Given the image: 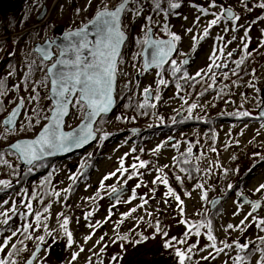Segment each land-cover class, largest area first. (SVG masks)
<instances>
[{"label":"rangeland","instance_id":"1","mask_svg":"<svg viewBox=\"0 0 264 264\" xmlns=\"http://www.w3.org/2000/svg\"><path fill=\"white\" fill-rule=\"evenodd\" d=\"M33 1L20 0L21 4L24 3L26 6L24 11H28L29 5H32ZM108 1L55 0L44 21L35 29L33 27L38 23L34 22L36 25H31L29 29L27 27L25 30L29 31L30 35L27 36L17 51L14 62L6 59L14 51L13 41L7 39L4 44H0V54H2L0 57L1 75H6L9 81L11 79V85L21 86L11 93L4 91V95L0 96L2 107L8 112L10 110L9 100L10 107H12L17 100L24 99L23 109L15 126V131H8L2 127L0 147L7 145L12 134L16 137L15 140L24 138L19 136V133L27 130L29 119H31L33 128L31 131H27L29 134L26 138H32L45 123L40 119V116H48L51 109L48 100V83H42L45 70L40 67L37 58L34 60V55L31 52L33 43L29 39L34 37L35 42H41L46 37H52L57 28L70 30L78 27L89 20ZM113 1L116 2V0ZM138 1H130L128 5L130 11L126 12L123 19L125 31L128 32L132 26V31L128 32L130 38L120 60L121 67H117L119 82L117 81L116 90L124 93L122 99L125 101H122L119 108L104 121V127L107 131L103 132L102 137L106 133L107 138L101 137L84 152L63 160H56L57 163L52 165L56 168L52 173L53 179L57 184H60L59 189L57 188L58 202L54 204L47 215L41 217L40 226H34V233L28 243V248L17 258L16 264H22L37 245H42L44 250L38 255L34 264H179L178 257L175 255V248L186 252L189 246H193V244L195 247L191 255L195 263L233 264V258L238 254L236 243L251 245L255 244L256 238L264 237V231L257 226L258 221L264 219V190L256 191L260 185H264V121L257 119V111L261 105V93H264V54L258 61L259 66H257L254 74L256 80H252V75L242 80V84L236 88L233 97L224 103L226 111H236L239 114L237 119L230 122L223 121L219 125V131L213 135L194 129L165 133V128L159 126L157 121L162 115L172 116L173 114L178 115V113H181L179 118L181 119L184 113L180 108L185 105L186 96L181 93V87L177 88V83L172 85L158 83L162 78L161 69L149 71L142 74L137 80L135 79V76L142 72L138 41H140V35L142 38L145 37L143 33L146 28L143 21L148 13V10H143L139 15L134 14ZM161 2L165 8L168 7L167 0H161ZM213 2L215 7L212 6ZM176 3L180 6L175 9L174 13H170L166 21L168 20L169 31L181 37L176 42L178 46V53L175 58L177 64L180 65L184 56H192L190 66L185 68L189 77H195L197 76L196 73L200 72V76L214 75L215 79L219 80L223 75L221 70L226 66L230 57L229 52L236 58L246 52L248 48L253 49L254 46H259L264 41V10L258 6L260 3H264V0H248L247 3L246 0H181ZM146 6L147 3H145L144 8ZM224 8L233 9L239 16V20L228 21L222 17L217 25L209 29L208 36L203 37V30L208 22L215 19L216 15H220ZM37 9L32 14L34 18L41 8ZM200 9H205L206 13H202ZM198 17L199 20H197ZM159 19L164 20V17L160 16ZM188 29H192V31L188 32ZM246 31L247 36H245ZM193 36L197 37L196 41H193ZM200 37L203 38L200 39ZM245 43L247 44L246 50L244 48ZM214 53V59H210ZM32 61H35V69H32V73L26 77ZM213 63L221 66L214 67L209 72V65ZM168 67L170 73L171 64ZM181 72L183 73L184 69ZM2 79L3 77L0 78V80ZM180 80L177 82L179 83ZM146 88L150 89L153 98V101L148 103L154 104L155 107L157 96L166 97L165 103L162 101L160 105L161 111L159 112L161 114L157 113L156 109L155 114L149 115L144 112L145 108L139 107L145 101L144 89ZM32 97H37V99H32ZM215 100V92L208 94L207 98L201 102L203 109L199 111L198 108H193L191 113L204 115V111L210 109ZM208 104L210 106L207 107ZM38 109H41L39 117L36 114ZM134 111H140V116L145 117L143 124H139L140 126L130 125L129 116ZM243 113H248L247 116L250 118H241ZM81 117L82 112L75 107L65 124V130L75 126ZM146 125H149L150 129L153 128V132L149 135L139 134L137 138L131 140L132 133L128 130L133 127L143 129ZM115 132H118L120 136L114 134ZM196 133L203 136L208 145L213 144L215 150L212 149V152L205 156L200 167L201 178L191 187L190 191L188 190L187 193L176 192L170 185L167 172L176 167V158L190 149V141L193 137L198 136ZM186 137L187 139H185ZM140 141L144 142L141 143ZM158 146L159 151H154ZM192 149L194 152L197 151L194 146ZM222 149L224 150L220 153L219 150ZM92 153H95L94 157L97 158L96 169L78 187L74 196L68 201L66 191L76 181L70 177L80 175L81 165L84 164L87 167L90 160L88 155ZM121 158H123L124 167L128 169V172L124 173L123 176L117 173V176L104 181L105 187L102 189L100 187L101 181L106 175L120 167ZM234 158H237L235 164ZM139 161L148 162L147 166L133 170L131 165H138ZM8 163L7 166L0 165V174H12V170L19 166L16 156L9 158ZM70 164L74 165L75 168H71ZM133 171H136L137 175L128 180V175ZM7 175L0 176V180L12 181ZM157 176L167 178L168 185L160 181L154 184L153 181ZM237 178L241 179L238 181ZM223 179L229 180L231 185L239 182L236 188H240L242 191L239 194L232 193L224 202L222 214L215 220L213 235L218 242L216 243L217 248H223L224 243L232 245L233 241L235 245L231 248H224L223 252L217 253L215 249L209 247L212 242L207 239L209 229L206 227L199 229V236L195 234V229H193L183 244L172 240L173 237L182 240L188 231L189 224L198 223L203 214L207 216L210 213L208 204L211 198L218 196V187ZM234 179L237 180L234 181ZM125 180H127V184H124ZM137 184H141V186L137 188ZM112 185L117 186V188L122 185L129 188L127 195L121 197V201L131 199L133 189H135L136 198L131 199L130 203L121 202L113 207L115 201L108 200V192ZM197 185H203V188H198ZM169 187L180 196L181 201H183L182 205L174 197L166 195ZM204 192H207L206 199L201 198ZM239 195H245L251 200L261 202L257 212L253 213L256 220H253L252 216H248V213L252 211L251 205L242 204L241 207V203L237 202L236 198ZM24 197V191L17 195H4L0 199V212L11 209L13 203L18 210ZM144 200H147V203H144ZM4 201H8V203L4 204ZM142 204L143 207L141 208L140 205ZM133 208L137 210L131 215L126 217L123 215L129 213ZM181 208H183V214ZM89 212L92 215L86 219ZM14 214L10 212V218ZM246 216H248L247 220H245ZM65 217L69 221L68 231L73 236L74 242L71 246L68 245L64 233L60 229V224ZM160 218H165L166 221L159 224ZM3 219L5 217L0 216V221ZM241 221H245L243 225H241ZM97 222L100 223L97 224ZM156 222L159 224L161 232L167 233L166 236L153 228V224ZM2 225L0 224V226ZM228 225L234 227L228 229ZM45 226L49 231L55 230L54 237L46 235ZM41 235H45V242L37 239ZM89 235H91V239L86 242L85 238ZM124 236H128L130 240L126 239L122 242L123 240L119 237ZM9 237L11 239L5 251L9 249L13 239L10 234L7 236L0 235V244ZM168 241L175 244V248L165 247V243ZM81 248L84 251H80ZM258 248L264 249V244H260ZM74 253H79L76 260L72 259ZM210 253L211 255H209ZM2 254L0 253V257ZM113 257L118 259L113 260ZM260 258L261 252L259 251L246 264H258Z\"/></svg>","mask_w":264,"mask_h":264},{"label":"snow or ice","instance_id":"2","mask_svg":"<svg viewBox=\"0 0 264 264\" xmlns=\"http://www.w3.org/2000/svg\"><path fill=\"white\" fill-rule=\"evenodd\" d=\"M160 2L161 0H153L155 10H160ZM129 4V0H120V3L114 8L110 9L107 3H104L103 6L98 9L94 18L89 21V24L84 25L81 28L76 30L68 31L64 37V44L62 45H55L57 49H59V56L51 64L50 67L47 68V73L44 77V81L42 83H47L50 81L51 89H50V96L53 100V107L51 109V116H45L44 119L48 120L49 123L45 125L41 133L38 135L36 139L27 140L18 142L10 146L11 150L15 152L18 157L26 162L27 165L35 166V162L43 160L47 156H51L56 154L57 152H67L73 149H77L83 147L91 140L96 138V131L99 129L94 130L92 125L96 121L97 117H101L103 114H106L110 111L112 106V92H113V85L115 81V77L117 74V58L120 53L121 45L125 40V33L122 28V14L130 11L127 5ZM169 10H173L178 8L180 5L173 0H168ZM213 7L215 4L213 2ZM247 6V5H246ZM261 8H264V3H260L258 5ZM141 9L135 10V15L140 14ZM202 13H206L205 9H200ZM226 18L232 21H238L239 16L234 15L231 8H225L220 15H216L215 19H212L208 22L207 26L203 30V37L208 36L209 29L217 25L221 19ZM151 20V17L148 18ZM199 20V17L197 18ZM89 25H91V31H89ZM167 26H165L166 28ZM227 30V29H226ZM188 32H191L192 29H188ZM145 39L143 41H138L142 44L147 45L151 49V59L145 60V68L155 66L156 68H163L164 64L169 62V58L172 53L176 50V42H178L181 37L174 33H169L170 39L169 40H157L154 39L151 35V28L148 27L145 29ZM93 36L95 39H90L89 37ZM245 36H247V31L245 32ZM203 37H200L202 39ZM222 39V38H221ZM197 37L193 36V41H196ZM55 44V41H49L46 46L38 47L36 51L42 57V63L40 67H44V61H48L52 58L53 53L50 51L52 46ZM244 48L246 50L247 44H244ZM229 56L232 55L231 52L228 53ZM215 53L213 57L210 59H214ZM188 60L185 59L181 62V65L187 64ZM242 63V61L238 62ZM171 64V73L174 78L179 81L180 79H184L187 81L188 79H195L194 77L190 78L188 73L184 71L181 76L177 77V73H181L182 67L181 65L177 64L175 59L170 61ZM35 65V61H32L31 65L29 66V73L26 74L30 75L32 71V67ZM221 65H216L215 63L209 65L208 71L211 72L214 67H220ZM10 75L12 73H9ZM159 75V73H158ZM197 76H200L201 73L197 72ZM215 78L214 75L212 77ZM161 85H166L168 82L161 78L158 81ZM211 86V85H209ZM181 85L177 82V88H180ZM145 93V101L143 104L139 105L141 108L146 107H155L154 104H149L148 100L151 98L152 93L150 89H144ZM4 95V82L0 80V96ZM159 98L158 96L156 97ZM32 99H37V97H32ZM74 101V103H73ZM24 105V99L20 98L19 104L17 109H13L10 115L2 122L7 126L8 131H15L14 125V117L18 115V109L22 108ZM69 105H73L78 108L82 112L83 119L87 121L81 125L80 129L65 133L61 130V125L63 122V117L68 114V107ZM196 105L193 104L189 108V112H191L192 108H195ZM36 111V110H34ZM243 115L247 116L248 113H243ZM119 119V118H118ZM37 122H39L37 120ZM175 122V120H174ZM28 126H31V119L28 121ZM23 128V125H22ZM107 138V134L105 133L104 137ZM215 149H213L214 151ZM135 151V149H133ZM154 151H159V146ZM191 149H189V153ZM139 159L138 157L136 158ZM187 159L182 161H177V163H188ZM146 161H139V164H132L131 168L136 170L137 168H144L147 166ZM85 167L84 164L81 165L83 169ZM29 172L32 171V168L29 167ZM181 171H185V169H181ZM128 172V169L124 167L123 158L120 161V167L116 169V171L109 173L106 175L103 180L101 181L100 187L103 189L105 187L104 181L111 179L112 177L117 176L119 173L121 176L124 173ZM135 175H137L136 171H133L130 175H128V180H131ZM70 179L75 180L76 177L72 176ZM177 180H180V177H176ZM157 181L162 182L165 185H168L167 178H162L157 176L156 179L153 181L155 184ZM124 184H127V180L124 181ZM0 186L4 188H8L11 186L10 181L0 180ZM141 184H137L136 187L139 188ZM198 188H203V185H197ZM229 188L232 185H228ZM264 190V185H260L259 188L256 189L257 192ZM124 188L123 185L120 188L117 186L112 185L110 186V191L108 195L114 199L113 207L120 204L121 202L130 203L131 199H135V189L132 190V197L129 200L121 201V195L123 194ZM58 195V194H57ZM166 195L172 196L175 200L179 201L180 204H183L179 195H177L171 187L168 188ZM202 199L207 198V192L202 194ZM92 199V198H90ZM143 199V198H141ZM248 202V201H245ZM8 201H4V204H7ZM144 203H147V200H144ZM242 207V204L240 205ZM259 202L251 203V209L248 213V216H252L253 220H256V217L253 216V212H255L260 207ZM27 209L29 210V214L31 213L32 205L28 203L26 205ZM143 207V204L140 205ZM137 209L133 208L129 211V213L123 214L125 217L131 215V213L135 212ZM16 205L13 203L11 209L0 212V216H4L5 219L0 221V224L7 225L10 219L9 213H16ZM45 212L48 211L47 208L44 209ZM181 213L183 214V208H181ZM92 213H87L86 219L88 216H91ZM150 215V213H149ZM248 216L245 217L247 220ZM35 221L36 226H40L41 221V214L35 213ZM68 219L65 217L63 222L60 224V229L63 231L64 236L67 239V243L69 246L73 244V236L72 233L68 231ZM183 223H187L186 221H182ZM245 221H241V225L244 224ZM100 222H97L99 224ZM258 227H261V230L264 231V219H260L257 223ZM32 224H26L23 226V231L26 233L30 228H32ZM91 227V225H90ZM201 227H206L209 229L207 233V239L212 243L209 247L216 250L217 253L223 252L224 248H231L233 245L224 243L223 248H217L215 240L216 238L211 232V222L207 224L196 223V224H189L188 231L185 233V240H177L175 237L172 240L176 241L177 243L183 244L186 242L187 236L195 229V234L197 236L200 235L199 229ZM233 225H228V229H232ZM240 227V226H235ZM157 232L161 233L162 235H167V233L161 232L159 226L156 227ZM44 231L47 236L54 237L55 230L49 231L48 228L45 226ZM17 234L16 231L12 233V236ZM31 238L30 236L28 237ZM122 240L128 239V237H119ZM11 237L7 238L4 243L0 244V253H4L5 248L8 246V242ZM37 239L41 242H45V235H41L37 237ZM91 239V235L85 238V241ZM258 239L264 243V237H258ZM103 240V237H101ZM236 248L239 249L240 252H245L248 250L249 245L246 244H239L236 243ZM165 247H172L175 248V244L171 241L165 243ZM195 245L190 246L187 249V252L180 250L179 248H175V255L178 257L179 264H185L186 260H190L191 256L188 253H191ZM12 248L15 249L16 245L12 244ZM18 251V250H17ZM80 251H84L83 248ZM103 251V249H102ZM253 251H260L261 258L258 261V264H264V249H255ZM95 254V253H93ZM13 252L6 253L7 258H0V264H16L14 260H11L10 257L13 256ZM35 255V253L33 254ZM79 253H74L72 259L76 260ZM211 255V253L209 254ZM118 259L117 257H113V260ZM206 259V257H205ZM250 259L248 256L237 255L233 258V264H246V262ZM31 264V261H29Z\"/></svg>","mask_w":264,"mask_h":264},{"label":"trees","instance_id":"3","mask_svg":"<svg viewBox=\"0 0 264 264\" xmlns=\"http://www.w3.org/2000/svg\"><path fill=\"white\" fill-rule=\"evenodd\" d=\"M54 1L55 0H34L32 2V5H29L30 8H28V11H24L26 9L25 6L18 13L9 15L5 19L0 17V44H4L8 39L13 41L12 44L14 46V51L12 55L8 56L6 59L13 62L16 60L17 51L19 50V48L21 47L27 36L30 35L29 31H25V30L27 29V27L29 29L31 25H36L34 23V17L32 15L33 12H35L37 8L38 9L42 8V6H45L48 12L51 9ZM149 1L150 2H148L147 0H139L137 2V9L138 8L141 9L140 13H142L143 10H148V13L143 21L145 28L151 27L153 29L154 34L159 37L169 36V33L171 32L169 31V24H168V20L166 21V18L167 17L169 18L170 13H174L175 9L169 10V5L167 8H165L163 6L164 4L160 2V10L157 11L155 10L153 0H149ZM173 2L175 1L173 0ZM145 3H147L146 8H144ZM160 16L164 17V20L159 19ZM149 17H151V20L148 19ZM165 26L167 27L165 28ZM131 28L132 26H130V30ZM143 34H146L145 30ZM29 40L32 43L35 42L34 37H31ZM263 54H264V41L259 46H254L253 49L248 48L246 52H244L243 54H241L236 58H234L232 54L229 57L226 66L221 70L223 72V75L222 77L219 78V80H216L215 78L213 79L212 78L213 75L195 76L194 77L195 79H188L187 91L185 93L186 96L185 105H183V107L180 108L181 111H183L184 116L181 119L177 120L176 118L177 115L175 114H173L172 116L162 115V117L159 118L160 120L157 121L159 126L165 128L164 129L165 133L169 131L172 133H176L187 129H194L195 131H204L206 134H210V135L217 133L219 131V125L223 121L230 122L238 118L239 114L236 111L225 110L224 103L227 100H230L231 97H233L236 88L242 84V80L246 79L249 75H252V80H256L254 74L256 73L257 66H259L258 61ZM1 55L2 54H0V57ZM34 60L37 59L34 57ZM240 61H242V63H238ZM37 62L40 65L42 63L39 60H37ZM43 68L45 70L46 65ZM32 69L34 70L35 66H33ZM168 69L169 67H165L164 69L160 70L161 77L169 83L168 85L177 83V79L173 77L171 72L170 73L168 72ZM176 75L177 77H179L182 75V73H177ZM1 77H3L2 80L4 82V91L6 92L8 91V93H11L13 90L15 89L18 90L21 87V86L19 87L17 84L11 85L10 82L11 79L9 81L6 78V75L4 76L1 75V64H0V78ZM24 82H26L25 79ZM212 92L216 93V100L214 101V104H212L210 109H206L204 111L205 113L204 115L203 114L195 115L194 113L189 112V108L193 104L196 105L195 108H198V110L201 111L203 109L201 107V102L205 98H207L208 94ZM165 100L166 97L163 98V96L160 95L159 98L155 100L156 107H146L144 109V112H146V114L153 115L156 113L154 111L157 109V113L161 114L159 112L161 111L160 105L162 101L163 103H165ZM122 101L125 100L122 99ZM9 104L11 106L10 100H9ZM10 106L9 109L11 108ZM208 106L210 105L208 104L207 107ZM74 109L75 106L72 105L71 111L73 112ZM40 111L41 109H38L36 113L37 117H39ZM8 112L4 110L0 101V136L2 133L1 121L7 115ZM140 115H141L140 111H134L129 116L131 120L130 125L134 124L136 126L137 125L140 126L139 124H143L145 117H141ZM45 116L41 115L40 119L42 121H46V119H44ZM241 118L249 119L250 117L242 115ZM104 121L105 118H101L96 125V129H99V131H97L98 140L102 137L103 132L107 131L104 127ZM121 125L125 126L124 124ZM32 128H33L32 126L30 127L28 126L26 131H21L19 133V136L26 137L29 134L27 131L29 130L31 131ZM143 128H146L145 135H149L150 133L153 132V128L150 129L149 125H146ZM108 133H110V131H108ZM114 134H118V132H115ZM196 135L198 136L193 137V139L190 141L191 143L190 149L192 148V146H194L197 151L194 152L192 149L190 153L188 150L187 152L180 154L175 160L176 167L167 172L170 185L172 188H174V190H176V192L183 191L187 193L188 190L190 191L191 187L199 181V179L201 178L200 175V167L202 165L201 163L202 161H204L205 156L210 152H212V149L214 148V145L213 144L208 145L204 137L200 136L199 133H196ZM15 138L16 137L14 136V134L10 135L7 144L13 142ZM185 139H187V137ZM3 149L4 147H0V165L3 164L7 166L9 164L8 163L9 158H13L15 156L11 151L3 150ZM223 150L224 149L219 150V152L221 153ZM94 155L95 153L88 155L90 160L87 165V168L84 171H82L84 168L81 170L80 175L76 177V181L73 183V185L70 188L67 189L66 194L68 197L67 198L68 201L74 196V192L78 189V187H80L82 183H84L87 180V178L92 174V172L96 169L97 158L94 157ZM184 159H187L189 162L179 163V164L177 163V161H182ZM236 162H237V158H234V164ZM56 163L57 162H55V160L53 161L46 160L36 163L35 166H31L32 171L30 172L28 169L24 172H20L18 168L17 169L14 168L12 170L13 173L12 174L9 173L10 175L9 174L7 175L5 173L0 174V176L2 177L7 175L12 179V181H10L11 183L10 187L4 188L3 186H0V199H2L4 195L6 196L7 194L17 195L21 191L25 192V197L22 203L20 204V207L18 208L17 212L9 219L7 225L3 224L2 226H0L1 236H7L9 234L12 236V233L14 231L17 232L15 236H12L13 239L12 244H15L16 248L13 249L11 244L9 249L5 251L0 258H7L6 253L13 252L14 255L11 256L10 259L16 262L17 258L21 256L22 252L28 248V243L33 236L34 226L36 225L35 213H40L41 217L47 215L51 210V208L54 206V204L58 202L59 194L57 195V188L59 189L60 184H57L55 182L52 175V173L56 170V168L52 167V165ZM182 168L185 169V171H181ZM177 176L180 177V180L176 179ZM241 178H237L238 181ZM237 179H234V181ZM228 185H231L230 181L223 179V182L219 185L217 192L218 196L222 198L221 204L214 212L208 213L207 216L203 214L198 221V223H202V224H207L208 222H211L210 230L212 234L215 225V220L217 217H219L222 214V206L224 202L228 199L229 195H231L232 193L239 194L242 191L240 188L239 189L236 188L239 185V182H237L235 185L232 184L231 188H229ZM28 203H31L32 205L30 214H29V210L26 207ZM45 208L48 209L47 212L44 211ZM165 221H166L165 218H160L159 224ZM26 224H32L33 227L30 228L28 232L25 233L23 231V226ZM159 224H157L156 222V224H153V228L156 229L157 225ZM29 236L31 237L30 239L28 238ZM184 238L182 240H184ZM127 240L130 239L128 238ZM124 241L126 240H123L122 242ZM233 242L232 245H235ZM215 243L218 242L215 240ZM260 244L262 245L264 243H262L258 238H256L255 244L249 245L248 250H246L245 252H240L239 249H237L238 251L237 255L248 256L251 259L254 254L259 252L253 250L259 249L258 247ZM188 255L191 256V259L186 260L185 264H197L195 263L191 253H188ZM250 259L248 261H250Z\"/></svg>","mask_w":264,"mask_h":264},{"label":"water","instance_id":"4","mask_svg":"<svg viewBox=\"0 0 264 264\" xmlns=\"http://www.w3.org/2000/svg\"><path fill=\"white\" fill-rule=\"evenodd\" d=\"M131 0H129L130 2ZM175 1H180V0H175ZM19 2L20 0H0V17L1 18H6L8 15H10L9 13H13L14 11L17 10L18 8V5H19ZM128 6V5H127ZM224 10V9H223ZM233 14L235 15V12L234 10H232ZM96 14V13H95ZM94 14V16H95ZM124 14V13H123ZM123 14H122V17H123ZM46 16V10L45 8L43 7L41 9V11L39 12V14L36 16L35 18V22L36 23H42V21L44 20ZM94 16L89 20L91 21ZM226 19V18H225ZM122 20V18H121ZM226 20H229L231 21L230 19H226ZM89 21L84 23L83 25H81L80 27L78 28H81L83 27L84 25L86 24H89ZM78 28H74L72 30H76ZM70 31V30H69ZM89 31H91V25H89ZM68 31H64L63 28H57L55 31H54V36L53 38L51 39H45L42 43H35L33 45V48H32V51L33 53L38 56V58L42 61V57L40 56V54L36 51V49L38 47H42V46H46L47 43L49 41H55V44L52 46V48L50 49V51H52L53 53V56L50 60L48 61H44V63H49L46 67V73H47V68L51 66V64L53 62H55V60L58 58L59 56V49H57L55 47V45H62L64 44V40H63V37L64 35L67 33ZM125 33V32H124ZM151 35L153 37V33H152V29H151ZM90 39H95L93 36H90L89 37ZM154 38V37H153ZM155 39V38H154ZM170 38H166V39H163V38H160V39H157V40H169ZM127 40V34L125 33V40L123 42V44L121 45V48H120V53H119V56L122 52V49H123V45L124 43L126 42ZM54 50H56V53L54 52ZM176 53V50L172 53V55L170 56L169 58V61L170 59L175 55ZM119 56L117 58V62H118V59H119ZM148 59L150 60L151 59V49L147 46V45H143V48L141 50V60H142V63H143V71L144 72H147L151 69H155L156 67L155 66H152V67H148V68H145V60ZM187 59L188 60V63L187 64H183V66H187L190 62V57L189 56H186L183 60ZM166 64H164V66H166ZM163 66V67H164ZM116 84H117V78L115 77V81H114V85H113V92H112V106L110 108V111L106 114H103L101 117H106V116H110L117 108L116 106V98H115V93H116ZM48 100L51 104V109L53 107V100L51 99V96H50V89H51V83L50 81L48 82ZM180 85H181V92L184 93L186 91V81L185 80H182L180 82ZM149 101H152V96L151 98L149 99ZM74 102V101H73ZM19 104V101L16 102V104L10 109V111L8 112V114L2 119V122L10 115V113L13 111V109H17V106ZM71 107L72 105H69L68 107V114L66 116L63 117V122H62V125H61V130L65 133H70V132H73V131H76L78 129H80L81 125L84 124V123H87V121H85L83 119V116L81 118V120L74 126L72 127L71 129L69 130H65V124H66V121L67 119L69 118L70 114H71ZM22 108H19L18 109V115L16 117H14V125L13 127L15 128V126L17 125L18 121H19V118H20V115H21V112H22ZM51 109L49 111V114L48 116L50 117L51 116ZM101 117H97L96 118V121L93 123L92 127L93 129L95 130V125L96 123L98 122V120L101 118ZM181 117V113L178 114L177 116V119H179ZM257 117L258 119L260 120H264V95H262V103H261V106L260 108L258 109V112H257ZM1 122V123H2ZM49 123L48 120H46V122L42 125V127L38 130V132L35 134V136H33L32 138H21V139H17L15 141H13L12 143L8 144L6 147H4L3 150H9L11 151L13 154L16 155L18 161H19V170L20 171H24L26 169H28L29 167H31L30 165H27L26 162H24L23 160H21L18 155L13 152L10 148L11 145L13 144H16L18 142H22V141H27V140H33V139H36L38 137V135L41 133V131L43 130V128L45 127V125H47ZM2 127L4 129H7V126L5 124L2 123ZM132 133L134 135H137L139 132H140V129H132L131 130ZM96 138L91 140L89 143H87L86 145H84L83 147H80V148H77V149H73V150H70V151H67V152H57L56 154L54 155H51V156H47L45 157L43 160L41 161H37L35 162L36 163H39V162H42V161H46V160H63V159H66L68 157H71L75 154H78V153H82L83 151H85L86 149H88L89 147H91L97 140V132H96ZM71 168H75V166H70ZM124 188V191H123V194L121 195V197L127 195L128 191H129V188L127 186H123ZM108 200L109 201H114L113 198H111L110 196H108ZM237 202L241 203V204H244V205H251V203H254V202H259L261 204L260 201H252L250 200L248 197L244 196V195H241L239 197L236 198ZM222 201V198L221 197H214L210 200L209 204H208V210L210 212H213L221 203ZM245 201H248V202H245ZM259 209V208H258ZM257 209V210H258ZM257 210L255 212H257ZM253 212V213H255ZM44 250V247L42 245H37L33 250L32 252L30 253V255L28 256V258L26 260H24L22 262V264H29V261H31V264H34L38 255ZM35 253V255H33Z\"/></svg>","mask_w":264,"mask_h":264},{"label":"flooded vegetation","instance_id":"5","mask_svg":"<svg viewBox=\"0 0 264 264\" xmlns=\"http://www.w3.org/2000/svg\"><path fill=\"white\" fill-rule=\"evenodd\" d=\"M130 37H129V34H128V39H129ZM128 42V41H127ZM138 44H141L140 42H138ZM189 57H190V59H191V61H192V56L191 55H188ZM117 101L119 102L118 104H121V102H122V99H121V95L119 94V92L117 91ZM132 129H140L139 127H133V128H131L130 130H128V132L130 131V132H132L131 130ZM144 129V130H143ZM141 128V130H140V132L137 134V135H134L133 133H132V135L130 136L132 139L131 140H133V139H135V138H137L138 136H139V134L140 135H145V128Z\"/></svg>","mask_w":264,"mask_h":264},{"label":"bare ground","instance_id":"6","mask_svg":"<svg viewBox=\"0 0 264 264\" xmlns=\"http://www.w3.org/2000/svg\"><path fill=\"white\" fill-rule=\"evenodd\" d=\"M24 5H25L24 3L21 4V2H19V5H18L17 10L14 11L13 13H9V14H10V15H13V14L18 13L20 10H22V8L25 7ZM8 16H9V15H8ZM8 16H7V17H8ZM7 17H6V18H7ZM4 19H5V18H4ZM107 117H108V116H106V118H107ZM81 118H82V117H81ZM101 118H105V117H101ZM101 118H100V119H101ZM100 119L98 120V122L100 121ZM80 120H81V119H80ZM80 120H79V121H80ZM98 122H97V123H98ZM97 123H96V125H97ZM95 129H96V126H95ZM96 132H97V131H96ZM97 136H98V132H97ZM89 148H90V147H89ZM89 148H88V149H89ZM86 150H87V149H86Z\"/></svg>","mask_w":264,"mask_h":264}]
</instances>
